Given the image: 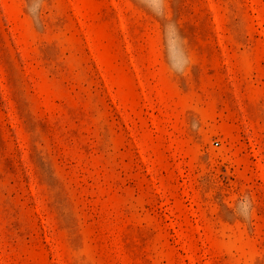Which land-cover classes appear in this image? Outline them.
<instances>
[{
	"label": "rangeland",
	"instance_id": "1",
	"mask_svg": "<svg viewBox=\"0 0 264 264\" xmlns=\"http://www.w3.org/2000/svg\"><path fill=\"white\" fill-rule=\"evenodd\" d=\"M0 264H264V0H0Z\"/></svg>",
	"mask_w": 264,
	"mask_h": 264
},
{
	"label": "built area",
	"instance_id": "2",
	"mask_svg": "<svg viewBox=\"0 0 264 264\" xmlns=\"http://www.w3.org/2000/svg\"><path fill=\"white\" fill-rule=\"evenodd\" d=\"M218 145V143L217 142H214V146H217Z\"/></svg>",
	"mask_w": 264,
	"mask_h": 264
}]
</instances>
